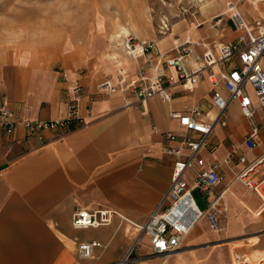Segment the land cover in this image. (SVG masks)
Returning <instances> with one entry per match:
<instances>
[{
    "label": "crops",
    "instance_id": "obj_1",
    "mask_svg": "<svg viewBox=\"0 0 264 264\" xmlns=\"http://www.w3.org/2000/svg\"><path fill=\"white\" fill-rule=\"evenodd\" d=\"M241 1L247 17L264 20V0ZM243 12L240 11L242 17ZM221 16L213 14L207 21L195 20L185 26L174 23L172 31L177 32H170V41L166 42L169 47L157 49L168 50L189 39H203L207 46L234 39L238 31L229 19L222 22ZM216 18L221 21L217 28L211 25ZM254 21L249 23L244 17L253 29L257 27ZM155 39L162 43L166 37ZM101 49L75 47L67 42L61 43L54 53L0 56V104L7 106L16 118L48 120L66 116L74 80L81 87L78 115L82 118L81 124L58 137L51 131H41L42 141L34 135L27 136L21 124H16L10 134L0 129V264H109L119 259L133 241L130 226L113 216L109 225L74 229L70 225L73 207L106 206L130 221L144 222L169 182L172 157L161 151L166 142L164 132L180 130L176 119L168 116L169 111L197 105L207 115L213 113L209 106L210 85L204 77L192 88L169 85L167 103L151 97L133 109L130 103L135 99L127 88L135 78L133 62L123 49L127 58L111 61L108 56L106 60L108 53ZM194 49L200 51L198 46ZM259 62L264 71V55ZM161 72L172 75L171 69L162 68ZM104 82L113 85V90L100 89ZM252 101V120L260 138L252 150L241 144L249 130L247 119L236 104H231L226 109L225 125L216 124L209 135L208 145L214 149L203 147L200 151L205 166L218 165L221 180L214 190L225 188L223 230L212 235L206 221L200 218L190 232L211 240L255 232L249 237L253 239L232 240L228 247H212L210 251L178 250L161 264H177L176 256L183 254L186 262L181 264H235L232 260L240 255L234 248L241 244L248 248L242 253L246 258L264 248V203L239 182L231 181L222 162L232 149L247 160L264 149V108L257 107L254 98ZM237 167L240 165L235 164ZM186 177L190 181V175ZM92 240L98 241L99 246L89 258H79L76 245ZM144 247L146 253L148 248ZM151 263L160 264V259L153 257L135 264Z\"/></svg>",
    "mask_w": 264,
    "mask_h": 264
},
{
    "label": "built area",
    "instance_id": "obj_2",
    "mask_svg": "<svg viewBox=\"0 0 264 264\" xmlns=\"http://www.w3.org/2000/svg\"><path fill=\"white\" fill-rule=\"evenodd\" d=\"M228 19L238 34L230 41L210 46L203 39L183 40L168 50L159 51L151 40L137 39L129 33L122 37V49L134 64L135 78L127 86L135 99L134 103H130L133 109L151 97H158L167 103L170 100L169 85L192 88L204 77L210 85L209 106L213 113L207 115L197 105L183 111H169L168 116L176 119L180 129L178 132H164L166 142L161 151L172 157L169 182L144 222L130 221L106 206L94 209L78 205L73 207L70 225L74 229L109 225L113 216L132 229V243L119 259L109 264H132L150 257L159 258L161 264L168 255L181 249L183 238L200 218L213 232L222 229L225 188L214 190L221 180L218 165L211 163L205 166L200 151L203 147L209 151L214 149L213 145H208L209 135L216 124L225 125L226 109L231 104H236L239 113L247 119L249 130L241 144L244 149L252 150L260 142L258 127L252 120L255 111L252 98L257 107L264 108V71L259 62L264 55V20L254 21L257 27L253 29L243 22L238 9L230 11ZM220 23V19L216 18L211 25L217 28ZM162 27L166 28L165 25ZM197 46L199 52L194 49ZM153 61L155 64H152ZM162 68L171 69L172 75H164ZM100 87L104 92L114 88L107 82ZM80 97L81 87L74 80L66 116L48 120H20L7 106L0 104V129L10 134L16 124H21L27 136L34 135L39 141H42L40 133L43 130L51 131L56 137L61 136L63 131L82 123L78 115ZM151 130L156 132L154 126ZM222 162L230 173L231 181L239 182L261 204L264 203V149L250 160L232 149ZM235 164L240 167L235 168ZM187 174L190 181H187ZM193 190L207 195L203 209L195 204L191 196ZM143 244L148 248L146 253L139 252ZM97 246L98 241H81L76 245V255L89 258ZM235 264H264V254L254 261L240 255Z\"/></svg>",
    "mask_w": 264,
    "mask_h": 264
},
{
    "label": "rangeland",
    "instance_id": "obj_3",
    "mask_svg": "<svg viewBox=\"0 0 264 264\" xmlns=\"http://www.w3.org/2000/svg\"><path fill=\"white\" fill-rule=\"evenodd\" d=\"M220 1L0 0V56L8 57L20 52L32 55H38L40 51L41 54L44 51L54 53L61 43L69 42L71 46L75 47L85 45L91 48L99 47V50L102 47L108 53L106 60L110 58L111 61H115L114 58L117 57V59L127 58L123 54L120 44L126 33L119 30L120 26L125 27L127 33L133 37L151 40L157 47L164 49L169 47V44H166L167 40L170 41L169 34L175 35L177 32L175 29L172 31V25L176 22L185 26L191 21H204L208 16L217 13L222 14V22L228 20L229 10L226 5L231 0H225L223 3ZM240 3L248 5V2L241 1ZM241 4L237 5L239 12H243ZM243 15L249 23H253L254 18L247 17L245 12ZM163 25L166 28L162 27ZM161 37H166L165 41L157 42L155 38L159 40ZM88 41L91 42V45ZM191 196L198 208L205 207L206 194L203 195L198 190H193ZM261 217H264V212ZM221 225L222 229L215 233L221 234L219 232L223 230L222 221ZM215 233L212 231L211 234L217 236ZM253 234L255 232H244L231 238L211 240L202 238V235L197 236L192 231L184 237L182 248L179 251H194L201 248L210 251L212 247L213 249L221 248V246L228 247L230 243H233L232 240L240 238L252 240L253 238L249 237ZM262 236L264 241V234ZM143 241L145 242L144 239ZM144 246L145 244L140 247L142 252L147 250ZM234 251L237 255H242L243 252L248 251V248L241 244L238 248H234ZM222 255L225 253L222 252ZM183 257L176 256V263L186 262ZM149 259H153V257ZM133 263L135 264L137 261ZM232 263H235L234 259Z\"/></svg>",
    "mask_w": 264,
    "mask_h": 264
},
{
    "label": "bare ground",
    "instance_id": "obj_4",
    "mask_svg": "<svg viewBox=\"0 0 264 264\" xmlns=\"http://www.w3.org/2000/svg\"><path fill=\"white\" fill-rule=\"evenodd\" d=\"M225 0H221L220 2L221 3H223ZM217 2H219V1H217ZM239 2L240 1H238V0H232V1H229V3H227V9L229 10V12L230 11H233L234 9H237V5L239 4ZM226 4V3H225ZM242 19H243V22H244V17H242ZM257 21H259V20H257ZM245 23V22H244ZM246 24V23H245ZM119 30L121 31V32H125V33H127V31H126V28L125 27H122V26H120L119 27ZM117 37H118V35H117ZM115 41H116V39H114ZM189 40H191V41H193L192 39H189ZM113 41V40H112ZM215 233V232H214ZM176 253V252H175ZM264 254V248L263 249H260V250H257V251H255V253L252 255V253H249L248 254V256H247V259H249V260H256L258 257H260V256H262Z\"/></svg>",
    "mask_w": 264,
    "mask_h": 264
}]
</instances>
